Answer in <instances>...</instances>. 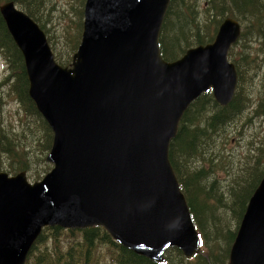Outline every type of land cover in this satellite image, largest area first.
<instances>
[{"label":"water","instance_id":"obj_1","mask_svg":"<svg viewBox=\"0 0 264 264\" xmlns=\"http://www.w3.org/2000/svg\"><path fill=\"white\" fill-rule=\"evenodd\" d=\"M169 1L87 0L83 41L74 56L71 70L55 64L45 33L28 16L18 11L14 3L0 7L7 28L24 57L30 83L29 96L54 133L53 147L48 157L54 168L42 181L28 183L25 172L15 177L0 173V264H26L44 226L69 229L101 226L121 245L155 262L164 261L165 248H178L188 259L199 253L198 232L191 213L186 210L188 204L172 169L169 149L182 116L202 93L213 88L214 97L220 105L226 106L232 101L237 73L227 56L242 32L239 22L228 19L221 24L214 43L209 44L205 51L200 50L199 53L191 50L181 60L167 63L161 57L159 36ZM134 39L141 42H131ZM107 44L113 48L108 49ZM137 58L141 63L145 58L148 60L144 74L149 78L151 97L148 96V100L143 99L142 95L118 98L120 83L105 84L101 82L102 76L113 81L120 76L121 67ZM91 59L97 61L92 76L98 80V85L104 87L106 100L92 107V101L88 99V107L80 108L77 104L80 97L73 90L74 82L88 74L86 65ZM195 60L205 65L204 71L209 75L202 82L207 86L184 94L175 105L167 106L164 92L161 91L163 81ZM224 83L227 84L226 89L218 91L217 87ZM65 87L69 92L66 99L62 95ZM122 104L130 106L128 118L139 121L140 126L129 127L124 132L113 131L110 111L119 112ZM142 104L149 108V115L144 116L145 119L138 113ZM68 109L70 113L79 111L73 120H90L87 127H93L90 132L93 136H82L76 128L66 125ZM142 120L149 121L151 133L147 161L142 160L141 151L133 153L131 150L139 138ZM150 127H153V132ZM139 147L140 144L136 148ZM155 161L160 165H155ZM136 172L141 176L138 177L139 187L133 180ZM143 186L148 187L143 189ZM42 194L50 196L42 197ZM160 204L166 206L164 211L169 216L158 221V214L149 205ZM161 211L163 208L158 213ZM228 264H264V177L250 199Z\"/></svg>","mask_w":264,"mask_h":264},{"label":"rangeland","instance_id":"obj_2","mask_svg":"<svg viewBox=\"0 0 264 264\" xmlns=\"http://www.w3.org/2000/svg\"><path fill=\"white\" fill-rule=\"evenodd\" d=\"M28 2L20 0L14 6L45 31L55 54L54 62L71 67L83 41L87 0H52L46 11V23L42 16L32 19L28 15ZM182 12L193 15L195 32L200 31L204 38L212 34L221 13H233L241 19L242 36L239 42L232 44L229 58L240 70L237 92L243 99V107L240 106L241 110L232 120L221 125L219 121L214 122V116L233 102L226 107L220 106L213 93L209 94L213 102L208 101L188 128L187 141L192 143L194 151L199 148L198 153L194 157L180 153L176 163L179 172L181 169L186 177H197V202L203 209L204 199L207 200L205 215L198 219L204 223L208 244L207 250L200 248L198 254L225 259L229 248L226 234L229 230L236 231L240 216L264 176V34L255 30V24L264 18V0H227L214 7L211 0H185ZM175 35L171 32L169 37ZM192 41L193 38L180 45ZM184 48L182 45L176 51L182 52ZM16 66L15 59L6 57L0 50V173L15 177L25 172L28 180L35 183L44 179L53 168V163L48 160L54 142L53 131L32 100L34 108L20 101L22 81ZM40 148H44L43 155L37 151ZM202 189L205 190L200 194ZM59 229L56 233L47 230L36 239L32 249L38 248L26 264H53L56 246L66 250L72 240L83 241L78 229ZM113 246L104 241L97 243L91 264H114ZM182 254L180 259L173 260V264H186L182 258L189 261ZM81 259L79 263L85 264L84 258Z\"/></svg>","mask_w":264,"mask_h":264},{"label":"trees","instance_id":"obj_3","mask_svg":"<svg viewBox=\"0 0 264 264\" xmlns=\"http://www.w3.org/2000/svg\"><path fill=\"white\" fill-rule=\"evenodd\" d=\"M20 0H0V7L9 2L18 3ZM28 15L31 18H38L39 16L43 17V21L46 23L47 19L46 16L48 14L50 3L52 0H28ZM227 0H211V4H213V7L215 4L220 5L221 2H226ZM235 1V0H231ZM185 0H171L170 7L168 10V14L165 20V24L163 27L162 35H161V44H162V51L164 54V57L167 61H174L181 57L183 54H185L189 49L198 47L201 45H207L214 42L218 28L221 24V22L225 18H233L237 21H241V19L233 14V13H221L220 17L216 21L214 30L211 35H209L207 38L202 37L201 32H195V20L192 18L193 15H186L182 12L183 3ZM210 2V0H209ZM215 8H212L213 10ZM76 21V19H75ZM264 24V18L260 19L258 23L255 24V30L258 32H261L264 34L263 25ZM171 32H175L176 35L173 38H170L169 35ZM242 36V35H241ZM188 38V40H187ZM193 38L194 41L184 44L185 42L190 41ZM241 39V38H240ZM182 41H185L183 44L180 45ZM185 48L181 52H177L176 50L180 48V46ZM0 50L2 51L3 55L10 59H15L16 61V69H19L20 71V81H22V93L19 94V99L23 104H29L31 107L34 108L33 103L31 101V98L29 96V83L27 79V72L25 67V61L23 59V56L16 46L13 37L11 36L7 25L4 21V18L0 12ZM238 74H239V83H240V70L238 66L236 65ZM239 94L236 91L233 103L227 107L223 108L220 112V114L214 116V122H220L221 125L229 122L232 120L233 116L241 110V107H243V99L239 98ZM208 101L213 102V98L209 95H203L186 113L184 116L180 129L178 132V136L176 140L172 142L171 150H170V159L172 166L175 170V173L177 175V178L182 186L183 192L186 195L189 208L191 211V214L193 216V219L197 225L198 231L200 232L202 239H203V248H205V251L207 250V244H208V235L204 227V223H201L199 221L198 216L205 215V206L207 204V200H205L204 209L198 204L197 197L199 194L198 189V179L197 177H186L180 169H177L176 163H178L179 154L182 153L186 156L194 157L198 153V147H196L195 151L193 148V145L188 140L189 131L188 128L195 122V119H197V116L199 115L201 109L208 104ZM241 106V107H240ZM174 147L177 149V153L174 154ZM44 148L37 149V151L43 155ZM11 152V151H9ZM191 152V153H190ZM179 166V164H178ZM186 172V167L183 168ZM182 175V176H181ZM197 176V175H196ZM184 178V179H183ZM205 189H202L200 191V194ZM252 197V196H251ZM194 198V199H193ZM250 200V199H249ZM247 209V207H246ZM245 209V212H246ZM245 212L240 216V220L238 222V226L236 231L229 230L226 234L225 240L228 243V251L226 258L223 259L219 256H212L208 258L205 255H197L193 260L186 261L183 258L181 259L182 262H185L186 264L190 262H194V264H228L230 260V254L231 249L234 245L235 239L237 238V235L239 233V229L241 226V223L243 221V216ZM206 217V216H205ZM207 221V220H206ZM50 231L56 233L59 231V228H45L43 230V233L45 231ZM42 233V234H43ZM82 234V240L83 241H76L72 240L70 247L66 250H63L60 246L55 247V260L52 261L53 264H60L63 259L65 261L62 264H80L79 259L84 258L85 264H91L92 263V256H93V250L96 247L97 243L100 241H104L106 243H112L115 246H113V250L115 251L113 256V263L114 264H158L156 262H153L149 258L145 256L138 255L134 251L130 250L129 248H126L122 246L121 244L115 243L110 235L106 232L105 229L102 227H92L85 230L80 231ZM43 238V236H42ZM41 238V239H42ZM37 246H34L32 249L31 254L28 256L27 259L32 255V253L37 249ZM85 251V252H84ZM204 251V252H205ZM168 254V255H167ZM166 255V260L164 263L161 264H173V260L180 259L183 254L180 250L174 249L170 250ZM199 257L198 259H196ZM81 259V261H82Z\"/></svg>","mask_w":264,"mask_h":264},{"label":"bare ground","instance_id":"obj_4","mask_svg":"<svg viewBox=\"0 0 264 264\" xmlns=\"http://www.w3.org/2000/svg\"><path fill=\"white\" fill-rule=\"evenodd\" d=\"M170 2H171V0L169 1L168 5H167V11L169 10ZM9 3H14V2H9ZM5 4H8V3H5ZM228 19H231V18H230V17L225 18L222 22H224V21H226V20H228ZM208 45H209V44H207V45H201V46H198V47L191 48V49H189L186 53H188V52L191 51V50H197V51H199V53H201L200 50H204V49H206V47H207ZM204 51H205V50H204ZM186 53H185V54H186ZM202 53H203V52H202ZM226 87H227V84L224 83V84L219 85V86L217 87V90H218V91H223V90L226 89ZM235 93H236V92L233 93V95H232V99H234ZM180 206H183V204L180 205ZM183 208H184V207H183ZM186 210H187L189 213H191L190 208H189V205H187V209H186ZM242 225H243V221H242V223H241V226H240L239 232H240V230H241V228H242ZM246 225H247V224H246ZM55 228H60V227H55ZM244 229H245V228H244ZM170 250H173V248H165L164 251H163V254L166 255Z\"/></svg>","mask_w":264,"mask_h":264},{"label":"flooded vegetation","instance_id":"obj_5","mask_svg":"<svg viewBox=\"0 0 264 264\" xmlns=\"http://www.w3.org/2000/svg\"><path fill=\"white\" fill-rule=\"evenodd\" d=\"M63 67H65V66H63Z\"/></svg>","mask_w":264,"mask_h":264}]
</instances>
